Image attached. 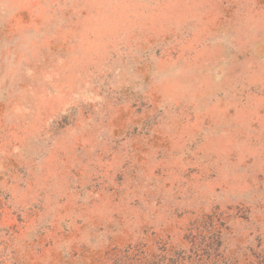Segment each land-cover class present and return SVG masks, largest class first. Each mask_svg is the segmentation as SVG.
Listing matches in <instances>:
<instances>
[{
	"label": "rangeland",
	"instance_id": "374dc122",
	"mask_svg": "<svg viewBox=\"0 0 264 264\" xmlns=\"http://www.w3.org/2000/svg\"><path fill=\"white\" fill-rule=\"evenodd\" d=\"M0 264H264V0H0Z\"/></svg>",
	"mask_w": 264,
	"mask_h": 264
}]
</instances>
